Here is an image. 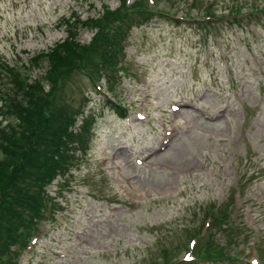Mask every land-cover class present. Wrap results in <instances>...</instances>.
<instances>
[{
    "label": "rangeland",
    "instance_id": "obj_1",
    "mask_svg": "<svg viewBox=\"0 0 264 264\" xmlns=\"http://www.w3.org/2000/svg\"><path fill=\"white\" fill-rule=\"evenodd\" d=\"M131 1L126 6L134 9L137 0ZM143 1L154 20L133 29L121 76L108 84L105 77L97 80L107 87V97L131 110L132 120L139 109L149 119L130 125L105 108L98 132L103 140L92 157L97 175L91 159H85L88 168L79 173L72 191L61 190L55 219L46 220L45 237L28 263H172L183 257L190 237L211 214L212 246L222 258H232L189 264H248L243 258L252 247L259 249L264 264V18L248 19L247 27L225 19L238 11L264 9V0ZM122 2L0 0V60L25 71L24 62L66 37L73 9L85 17ZM167 13L217 20L209 21L210 27L193 20L178 24ZM79 37L89 43L92 31L84 29ZM44 66L49 67L47 62ZM38 72L34 69L33 77ZM68 72L70 68L60 75ZM144 76L147 82L140 83ZM65 78L67 102L79 103L86 92L92 110L102 111L106 103L85 76ZM48 79L43 81L47 87ZM171 100L183 104L182 123L166 113ZM9 121H14L11 114ZM163 124L176 132L160 151ZM134 148L140 149L136 156L146 159L141 166L134 162ZM113 150L119 160L104 163ZM238 187L245 205L233 211L231 195Z\"/></svg>",
    "mask_w": 264,
    "mask_h": 264
},
{
    "label": "trees",
    "instance_id": "obj_2",
    "mask_svg": "<svg viewBox=\"0 0 264 264\" xmlns=\"http://www.w3.org/2000/svg\"><path fill=\"white\" fill-rule=\"evenodd\" d=\"M40 87L36 80L33 83L26 82L21 87V92L23 91L24 94L17 98V104L10 102L6 106L8 112H14L17 120L9 122L6 126L7 137H1L0 134L1 148L5 150V157L0 159V194H4L3 197L9 193L10 187L16 181V187L9 194L19 193V199L24 198L23 191H26L24 185L31 182V174H38L42 169L41 160L37 158L34 163V157H30L33 155L32 152L37 151L42 154L44 147L52 142L61 131V119L51 117L50 113L45 114L41 103L38 102ZM52 136L53 138H50ZM10 203L12 207L0 211V224L1 218L6 224H10L11 219L18 218L21 213L19 209L21 206L15 205L14 201ZM19 239L24 240V236H20Z\"/></svg>",
    "mask_w": 264,
    "mask_h": 264
}]
</instances>
